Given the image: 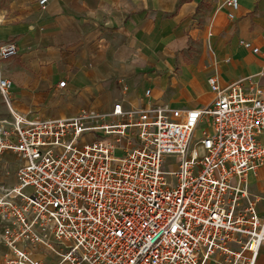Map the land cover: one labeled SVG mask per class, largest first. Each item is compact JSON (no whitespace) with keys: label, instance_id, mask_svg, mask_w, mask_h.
<instances>
[{"label":"built area","instance_id":"obj_1","mask_svg":"<svg viewBox=\"0 0 264 264\" xmlns=\"http://www.w3.org/2000/svg\"><path fill=\"white\" fill-rule=\"evenodd\" d=\"M222 5L235 19L240 0ZM17 53L0 44L11 114L0 118V264L258 263L264 215L247 179L264 162V85L211 75L214 95L199 107L147 89L140 105L41 117L13 105L1 62Z\"/></svg>","mask_w":264,"mask_h":264},{"label":"crops","instance_id":"obj_2","mask_svg":"<svg viewBox=\"0 0 264 264\" xmlns=\"http://www.w3.org/2000/svg\"><path fill=\"white\" fill-rule=\"evenodd\" d=\"M219 1L211 26L220 35L212 40L193 23L206 18L214 0H49L45 10L39 0H0V44H18V53L1 62L3 75L14 81L15 109L41 117L108 112L119 99L140 105L147 89L154 101L199 107L214 95L211 75L221 85L245 77L264 85V0H240L235 19ZM166 21L182 46L188 32L200 37V54L175 71H164V61L148 65L152 54L169 48L157 41L165 38ZM63 79L67 86L60 88Z\"/></svg>","mask_w":264,"mask_h":264},{"label":"rangeland","instance_id":"obj_3","mask_svg":"<svg viewBox=\"0 0 264 264\" xmlns=\"http://www.w3.org/2000/svg\"><path fill=\"white\" fill-rule=\"evenodd\" d=\"M219 0H214V5L212 4V8L210 7V11L208 12L206 18L201 17V21H198L196 24L200 31L206 35L208 39L213 40L214 36L216 34L220 35V31H217L211 26L212 23L214 24V15L217 11V9H221V4L219 3ZM220 4V5H219ZM212 28V29H211ZM161 31L163 34H165V38H160L157 39L158 42H163L164 45H169V48H166L165 53L162 54H152L151 56L154 57V59L150 58L151 60L148 65L150 67H153V63L157 65V61H164L165 62V68L163 69L164 71H170L172 69L173 71L176 70V68L179 66L180 63L183 61L185 62H190L196 55L200 54V44L198 43L200 40V37H197L196 35H191L189 32L187 33V36H184V41L186 42V45L182 46L181 42H179L178 38L175 37H170V32L174 29V25L170 24L168 21L162 22L161 23ZM210 32L213 33V36H210ZM174 33V32H173ZM183 40V39H182ZM165 41V42H164ZM167 47V46H166ZM157 60V61H156ZM6 61V60H4ZM13 101V100H12ZM14 105V103H13ZM183 105V104H182ZM33 111H38L40 112V109H33ZM10 118L11 114L9 112V109L7 107L6 102L0 97V118ZM205 125L202 124L198 127L195 137H199L202 130L204 129ZM263 140H264V135H263ZM176 163V158L175 157H169L167 158L166 161V166H170ZM264 166V162L262 166L259 168L257 171L258 174L254 175L251 173L248 176V184H249V189L251 193L256 196L258 194L259 202V211L261 213H264V170L260 171V169ZM260 171V172H259ZM2 229V222L0 220V231ZM261 260L260 264H264V245H262L261 250Z\"/></svg>","mask_w":264,"mask_h":264}]
</instances>
